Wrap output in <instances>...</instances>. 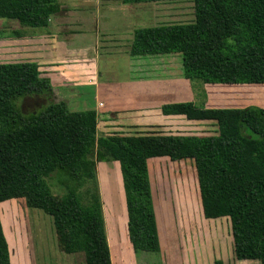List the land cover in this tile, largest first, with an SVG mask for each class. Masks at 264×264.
Listing matches in <instances>:
<instances>
[{
	"label": "trees",
	"instance_id": "16d2710c",
	"mask_svg": "<svg viewBox=\"0 0 264 264\" xmlns=\"http://www.w3.org/2000/svg\"><path fill=\"white\" fill-rule=\"evenodd\" d=\"M161 1L175 0H121ZM190 1V22L134 28L129 55L178 53L189 80L264 84V0ZM62 7L60 0H0V17L45 27ZM51 95V79L40 75L35 62H0V202L24 198L28 207L48 211L53 197L48 178L55 174L64 190L52 212L61 251L82 252L85 264H111L95 166L114 161L124 189L130 243L135 251L159 252L148 160L167 157L193 161L202 213L228 217L235 257L264 264L263 107L168 102L160 107L162 115L209 121L213 134H99L95 109H70ZM31 96L46 101L25 113L22 101ZM88 182L92 188L84 189ZM0 264H11L1 218Z\"/></svg>",
	"mask_w": 264,
	"mask_h": 264
},
{
	"label": "rangeland",
	"instance_id": "374dc122",
	"mask_svg": "<svg viewBox=\"0 0 264 264\" xmlns=\"http://www.w3.org/2000/svg\"><path fill=\"white\" fill-rule=\"evenodd\" d=\"M60 2L63 5L62 11L51 16L49 24L45 27L22 26L15 20L0 17V62L24 60L35 62L41 76H46V73L51 74V99L55 101L65 100L70 109H82L85 105L91 108L93 106L92 90L91 87L87 86L84 87L85 90L75 89L76 86L72 84L74 81L71 83L69 78L67 80L61 77L66 70L70 71V68L57 66L68 64L73 57H89L90 60L96 59L98 79L101 82L116 78H131L130 76L134 75L130 68L131 57L127 54H129V44L134 28L155 24L190 22L194 17V7L190 0L121 3L122 7L126 8L122 9L123 14L120 11H113V23H111L110 18V20H106L101 14L97 16L92 11L102 13L101 9H106L104 11L107 12L110 7L119 6V0H60ZM82 2L86 7L81 5L82 7L75 8L73 6ZM67 6L76 9L79 16H83L87 12L88 14L86 13L85 16L89 18L88 22L94 20L93 24L86 25L87 28L89 27L88 32L86 31L85 34L84 31L80 32L82 27L79 23H77V28L71 25L72 28L78 30L77 35L69 33V36H63L65 30H59L60 27L55 28L53 25L55 24L54 18H58V21L67 20L68 22L70 20L67 18L68 15L69 17L77 15L74 12L66 13V10H69ZM81 8L85 11H79ZM116 14L120 15L119 18L116 17ZM109 21L113 24L114 29L109 30L104 26V22L106 25H110ZM83 27L85 28V26ZM65 37H67L68 44L67 42H60L65 40ZM45 51L52 52V54L46 56ZM38 52L40 53L36 55ZM76 62L79 63L80 61ZM133 65V69L137 70V76L141 75L139 71L142 70L146 72L144 75L149 76L146 81L148 80L156 89L153 100H158L161 103L168 99L165 95L173 94L176 91L182 92L184 97H190L197 105L215 106V95L231 92L227 85L218 88L219 86L212 83L185 78L182 72L181 56L178 53L143 56ZM99 94L101 101H108L105 100L107 94L105 91H101ZM45 101L43 97H26L22 101V109L25 113L34 111L41 107ZM118 109L120 110V108L112 109L113 111L108 114L98 111L99 134L104 132L144 133L162 131L183 135L213 134L212 132H214L212 123L187 121L181 117L163 118L154 124L144 122L141 124L120 123L118 120L120 116L124 115H130L131 122H134L133 118L136 121L139 119L138 115H134L137 112L135 109H129L124 115ZM108 120L114 123L106 124L105 121ZM103 127H109V129L104 131ZM115 164L119 166L114 161L97 162L95 166L98 194L105 223L111 212L119 214V217L126 221L121 174L119 167L117 170ZM149 170L155 203L161 211L157 223L159 221L162 228L160 232L163 236L162 239L160 236L161 250L159 252L135 251L136 264H169L167 255L169 257L173 255L170 252H172V246L175 243L176 247H185L187 259L194 255L195 258L191 264H211L210 243H216L213 240V230L215 231L217 225L218 234L215 238L218 240L221 236L224 241L223 246L230 252L232 237L229 222L221 219L219 222L208 221L204 223L196 168L193 161L190 159L171 161L167 157H154L149 162ZM114 178L119 179L120 184ZM56 179L55 174L48 178L53 193L52 204L48 211L28 207L24 198H12L0 202V218L9 245L11 264H85L83 253L67 254L60 249V239L53 225L52 212L57 209L60 196L64 190L57 184ZM85 188L91 189L92 183H86ZM168 220L171 227L166 230L164 227ZM157 225L159 230V224ZM106 234L108 237L111 236L108 230ZM109 240L112 255L115 256L113 260L115 264H118L122 260L120 259L121 256H116L119 252L115 247L119 246L122 250L129 248L130 251L132 249L129 247L125 236L122 237L121 235L118 240L110 237ZM121 254L123 253L121 252Z\"/></svg>",
	"mask_w": 264,
	"mask_h": 264
},
{
	"label": "crops",
	"instance_id": "0c3cea01",
	"mask_svg": "<svg viewBox=\"0 0 264 264\" xmlns=\"http://www.w3.org/2000/svg\"><path fill=\"white\" fill-rule=\"evenodd\" d=\"M120 1V5L117 7H110L108 9V11H104L106 9H101L102 13H100L99 11H92L94 14H96L97 16H99L101 14V16L103 18H105L106 20H110L111 23H113L114 19H113V11H120L121 14H123L122 9H125L124 7H122V2ZM81 5L85 6V4L82 2L79 5H73L76 7ZM69 10H66V13H72L74 12V14H77V10L76 9H72V7L67 6ZM86 7V6H85ZM79 11L84 12L83 8H81ZM87 13V12H86ZM83 16H79L77 15H72L69 17V15L67 16L68 19H70L68 22L67 20L63 21V20H57L58 18H54L55 19V24H53L55 26V28L60 27V29H64L65 31L63 32V36H69V33L72 35H77L78 34V30L77 28V23L80 24V26L82 27L81 31H84V34L86 33V31L88 32V28L86 25L91 24L94 20L92 19L91 22H88L89 18L87 16H85V14ZM88 14V13H87ZM116 14V17L119 18L120 15ZM62 19V17H60ZM72 18V20H71ZM88 18V19H87ZM110 18V19H109ZM86 20V21H85ZM72 21V22H71ZM75 21V22H74ZM84 21V22H83ZM109 21V23H110ZM70 22V23H69ZM76 23V24H75ZM110 25H106V22H104V26L106 28L110 29H114L113 28V24ZM93 24V23H92ZM71 25L76 26V28H72ZM85 26V28L83 27ZM79 28V27H78ZM47 36V35H46ZM45 36V37H46ZM51 36V35H49ZM48 38V37H47ZM65 40H61V43H65L67 42ZM36 39V38H35ZM38 41V40H36ZM131 41V40H130ZM71 42V41H70ZM68 44V42H67ZM69 48V47H68ZM66 49V47H65ZM30 53V52H28ZM40 52L36 53L39 54ZM46 56L49 54H52V52H48L45 51ZM125 54V53H124ZM171 54V53H170ZM167 54V55H170ZM68 55V54H67ZM128 56H130L129 54H127ZM148 56V55H146ZM144 56V57H146ZM131 60H130V68L131 71L133 72L134 76H130L131 78H125V79H115V80H107L105 82H101L98 78H99V74H98V64L96 63V59H92L90 60L89 57H73L68 64H64L63 66H57V67H67L66 69L70 68V71H65L63 75H61V77L66 78L68 80L69 78V82L72 83V81H74L72 84H74L76 87L75 89L77 90H82L84 89L85 86L87 87H91L90 89L92 90V99H93V106L91 108L95 109L97 112L100 111V113L106 112V114H108L109 112H112L114 109L116 110L117 108H120L119 111H121L122 115H124L126 113V111H128L129 109H135V111L137 112H133L134 115H138V119L139 120H135V118H133L134 122H131V118L130 115H124V116H120L118 122L120 123H131V124H141L142 122L144 123H149V124H154L156 123V121L158 120H162L163 118L165 119H171L172 117H181L186 119L184 116L182 115H162L160 113V107L162 104L164 103H168V102H176V101H193L190 97H184L182 95V92H176V91H172L173 94H167L165 95L168 99L161 103L158 102V100H153V96L155 93L154 87L150 84V82L146 79L149 76L144 75V73L142 71H139L141 73V75L137 76V70L133 69L134 67V63L139 61L141 59V57L143 56H130ZM68 58V57H67ZM34 59V58H32ZM66 59V58H65ZM89 59V60H87ZM80 61L79 63H77L76 61ZM24 61H29V60H24ZM67 63V62H65ZM48 72V71H47ZM58 74V73H56ZM46 76H49L50 79H52L51 74L50 73H46ZM52 81V80H51ZM85 83V84H84ZM87 83V84H86ZM216 86H219L218 88L222 87V85H227L230 89L231 92H229L228 94H219V95H215V99H216V105L215 106H205V107H236V108H244L247 106H251V105H255V106H259V107H263L264 108V84H255V83H235V84H220V83H212ZM85 90V89H84ZM169 89L167 88V91ZM101 91H105L107 94L105 96V100H108L107 102L105 101H101V97H100V92ZM184 93V92H183ZM187 95H189V93L187 92ZM172 97V98H171ZM229 97V98H228ZM170 98V99H169ZM85 99V98H83ZM194 102V101H193ZM195 103V102H194ZM89 107L88 105H85L83 108H87ZM122 107V108H121ZM90 108V107H89ZM78 109V108H76ZM80 109V108H79ZM113 109V110H112ZM139 111V112H138ZM142 115V117H141ZM137 119V118H136ZM130 120V121H129ZM187 121H193V122H197L195 120H188ZM106 124L108 123H114L113 121H105ZM198 122H204V123H211L209 121L206 120H199ZM117 123V122H116ZM109 129V127H103V130H107ZM104 134H109L104 132ZM153 158H150L148 160V168H149V162L152 161ZM116 165V169L118 170V166ZM115 170V169H114ZM113 172V171H112ZM150 173V170H149ZM114 180H117V178H114ZM118 183L119 179L117 180ZM150 181H151V176H150ZM151 187H152V194H153V205H154V210H155V216H156V225L159 224V230H158V225H157V230H158V236H159V243H160V236L162 239L163 234L160 232L161 226L160 223L157 220L160 216V210L158 209V207L156 206L155 203V199H154V191H153V186L151 183ZM123 188V186H122ZM124 192V189H123ZM201 204V203H200ZM124 209H125V214H126V221L122 220L119 217V214H115L113 212H111L106 219V223L104 220V227H105V233L108 230V233L111 234V236H107L106 234V239H107V243L109 246V251H110V258H111V264H115L114 262V257L112 255V248H111V244H110V240L109 238L111 237L112 239L117 238V240L119 238L125 236L127 242L129 243V247L132 249V251H130L129 248H125V250L120 249L119 246L115 247V249L118 250V254L116 255L117 257L121 256V260L122 262H120L118 264H136V256H135V250L133 249L129 237H128V230H127V213H126V203H125V195H124ZM202 212V210H201ZM203 215V213H202ZM161 218V217H160ZM104 219V218H103ZM203 219H204V223L208 222V221H217L219 222V220L221 221V219L227 220L226 222H229L228 217L224 216V217H217V218H206L203 215ZM230 226V223H229ZM169 227H171V224L168 223L165 225L164 229L166 228V230L169 229ZM222 229V227H221ZM204 230V229H203ZM217 230H218V225L215 227V231L213 230V237H214V242L216 241V243L211 244V258L210 260L212 261L211 264H215L216 261H220L221 264H261L260 261L258 259H237L234 255L233 252V245L231 246V251L228 252V250L225 249V247L223 246L224 241L220 238H215L217 237ZM127 233V234H126ZM221 235V233H219ZM172 238V237H171ZM173 239V238H172ZM162 242V241H161ZM176 244V243H175ZM175 244L172 246V253L173 255H171L169 257V255H167L166 257L169 260V264H191L194 260V255L190 258H186V249L185 247L182 246H178L176 247ZM160 250H161V243H160ZM124 251V252H123ZM121 252L123 254H121ZM131 252V254H130ZM192 252V251H191ZM74 253H82V252H74ZM67 254H71V253H67ZM84 256V255H83ZM170 258V259H169ZM118 259V258H117ZM124 259V260H123ZM177 259V260H176ZM85 263V261H84Z\"/></svg>",
	"mask_w": 264,
	"mask_h": 264
}]
</instances>
